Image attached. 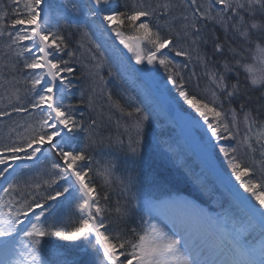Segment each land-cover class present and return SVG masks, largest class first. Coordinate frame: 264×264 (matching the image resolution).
<instances>
[{"label": "snow or ice", "instance_id": "6c2138e0", "mask_svg": "<svg viewBox=\"0 0 264 264\" xmlns=\"http://www.w3.org/2000/svg\"><path fill=\"white\" fill-rule=\"evenodd\" d=\"M0 264H264V0H0Z\"/></svg>", "mask_w": 264, "mask_h": 264}, {"label": "rangeland", "instance_id": "374dc122", "mask_svg": "<svg viewBox=\"0 0 264 264\" xmlns=\"http://www.w3.org/2000/svg\"><path fill=\"white\" fill-rule=\"evenodd\" d=\"M118 43V42H117ZM121 48L123 46H120ZM125 53H127V50H124ZM127 55H131L130 53H127ZM132 63L134 64V61H132ZM155 125V124H154ZM157 129L160 130V132L162 134H159L160 139H169L171 138L172 140L178 142L180 144V146L184 149V153L183 155H185L187 157L188 163L195 168L197 171H199L200 169V162L199 160L196 158V156H194L189 148V146H187L188 144H193V146L197 147V145L194 143V141L192 140V137L189 135H182L180 133V130L177 126H174L172 124H170L167 120H164L163 123L157 127V125L155 126ZM156 145V144H155ZM156 158L158 163L160 164H166L168 165V162L163 159L162 157H160L158 154H156ZM172 170L170 173L171 175H173L174 177H176L177 179V184L176 187L180 188V189H187L186 187H188L189 189H191V185L190 183L184 181L183 179H181L182 177V173L180 171H178L177 169H174L171 165H168ZM209 180L212 179V176L209 174L208 175ZM188 190V189H187Z\"/></svg>", "mask_w": 264, "mask_h": 264}, {"label": "trees", "instance_id": "16d2710c", "mask_svg": "<svg viewBox=\"0 0 264 264\" xmlns=\"http://www.w3.org/2000/svg\"><path fill=\"white\" fill-rule=\"evenodd\" d=\"M155 126L156 125L153 124V125H151L150 127H148L146 129V135H147L148 140L151 141V144H150V146H147L146 149H145V158L150 164H153L157 168L167 169V171L169 173H172L171 172L172 169L168 166V165H171V164H169V163H168V165L160 164L157 161V158H156L157 152L155 150V144H156L157 139H160V137H161V136H159V134H162V133L159 130L160 128L157 129ZM186 188L188 190H190L188 187H186ZM187 189L183 188L182 190H187Z\"/></svg>", "mask_w": 264, "mask_h": 264}, {"label": "bare ground", "instance_id": "6f19581e", "mask_svg": "<svg viewBox=\"0 0 264 264\" xmlns=\"http://www.w3.org/2000/svg\"><path fill=\"white\" fill-rule=\"evenodd\" d=\"M137 67H139V66H137ZM177 127H178V126H177ZM178 128H179V127H178ZM179 130H180V128H179ZM184 135H186V133H185ZM189 146H190V150H191V152H193L192 154H193L194 156H197L196 153L199 152V148L193 146V144H190ZM197 157H198V156H197ZM198 159H199V158H198ZM199 162H200V160H199Z\"/></svg>", "mask_w": 264, "mask_h": 264}]
</instances>
